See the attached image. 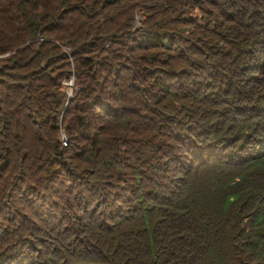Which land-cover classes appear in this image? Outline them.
Here are the masks:
<instances>
[{"label":"trees","instance_id":"trees-1","mask_svg":"<svg viewBox=\"0 0 264 264\" xmlns=\"http://www.w3.org/2000/svg\"><path fill=\"white\" fill-rule=\"evenodd\" d=\"M0 264H264V0H0Z\"/></svg>","mask_w":264,"mask_h":264},{"label":"clouds","instance_id":"clouds-1","mask_svg":"<svg viewBox=\"0 0 264 264\" xmlns=\"http://www.w3.org/2000/svg\"><path fill=\"white\" fill-rule=\"evenodd\" d=\"M62 135H63V132H62ZM64 138V137H63ZM66 141V139L63 140V143Z\"/></svg>","mask_w":264,"mask_h":264},{"label":"rangeland","instance_id":"rangeland-1","mask_svg":"<svg viewBox=\"0 0 264 264\" xmlns=\"http://www.w3.org/2000/svg\"><path fill=\"white\" fill-rule=\"evenodd\" d=\"M66 84H68V82H65Z\"/></svg>","mask_w":264,"mask_h":264},{"label":"built area","instance_id":"built-area-1","mask_svg":"<svg viewBox=\"0 0 264 264\" xmlns=\"http://www.w3.org/2000/svg\"><path fill=\"white\" fill-rule=\"evenodd\" d=\"M66 142H64V144H65Z\"/></svg>","mask_w":264,"mask_h":264}]
</instances>
